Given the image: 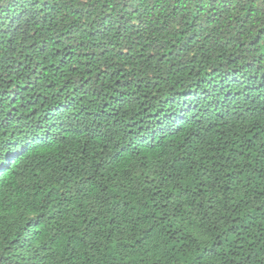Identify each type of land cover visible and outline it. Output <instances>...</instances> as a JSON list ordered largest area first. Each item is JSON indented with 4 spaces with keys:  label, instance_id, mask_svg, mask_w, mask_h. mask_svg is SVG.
Listing matches in <instances>:
<instances>
[{
    "label": "trees",
    "instance_id": "obj_1",
    "mask_svg": "<svg viewBox=\"0 0 264 264\" xmlns=\"http://www.w3.org/2000/svg\"><path fill=\"white\" fill-rule=\"evenodd\" d=\"M0 264H264V0H0Z\"/></svg>",
    "mask_w": 264,
    "mask_h": 264
},
{
    "label": "snow or ice",
    "instance_id": "obj_2",
    "mask_svg": "<svg viewBox=\"0 0 264 264\" xmlns=\"http://www.w3.org/2000/svg\"><path fill=\"white\" fill-rule=\"evenodd\" d=\"M43 2V0H41ZM10 146L7 143L0 142V154H2L4 151L9 150ZM3 161L0 160V163Z\"/></svg>",
    "mask_w": 264,
    "mask_h": 264
}]
</instances>
